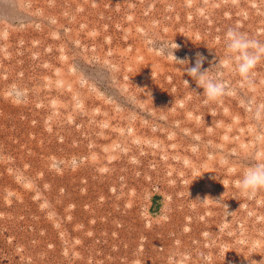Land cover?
Here are the masks:
<instances>
[{
    "label": "rangeland",
    "instance_id": "374dc122",
    "mask_svg": "<svg viewBox=\"0 0 264 264\" xmlns=\"http://www.w3.org/2000/svg\"><path fill=\"white\" fill-rule=\"evenodd\" d=\"M236 25L264 0H0V264H264V62L205 103L160 48L209 69Z\"/></svg>",
    "mask_w": 264,
    "mask_h": 264
},
{
    "label": "clouds",
    "instance_id": "9594fccd",
    "mask_svg": "<svg viewBox=\"0 0 264 264\" xmlns=\"http://www.w3.org/2000/svg\"><path fill=\"white\" fill-rule=\"evenodd\" d=\"M160 48H164L170 60L182 65L183 74L186 73L203 89L205 103L220 102L225 96L234 94L235 89L226 79V72L234 73L243 85L254 92L255 70L264 62V40L240 30L239 25L226 30L223 37V55L209 69L203 67L205 57L202 54L197 53L195 63L192 64L190 61L177 59L172 51L177 48L176 44L171 49L165 46ZM184 82L189 85L187 80ZM7 97L14 102H23L26 94L22 88L13 84L7 90ZM252 106L253 118L264 119V102H253ZM222 184L227 189L223 182ZM235 186L247 199L254 198L259 191L264 190V159H254L235 180Z\"/></svg>",
    "mask_w": 264,
    "mask_h": 264
}]
</instances>
